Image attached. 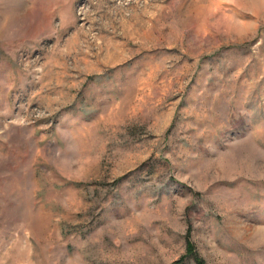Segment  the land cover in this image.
Listing matches in <instances>:
<instances>
[{
  "label": "rangeland",
  "instance_id": "obj_1",
  "mask_svg": "<svg viewBox=\"0 0 264 264\" xmlns=\"http://www.w3.org/2000/svg\"><path fill=\"white\" fill-rule=\"evenodd\" d=\"M264 264V0H0V264Z\"/></svg>",
  "mask_w": 264,
  "mask_h": 264
},
{
  "label": "trees",
  "instance_id": "obj_2",
  "mask_svg": "<svg viewBox=\"0 0 264 264\" xmlns=\"http://www.w3.org/2000/svg\"><path fill=\"white\" fill-rule=\"evenodd\" d=\"M193 252H194L193 244H192L190 241H188V246H187V253H186V255L182 256V257L177 261L176 264L181 263V262L186 258V256H187L188 254H191V253H193ZM197 261H198V264H204V261H203L202 259H200V258H198Z\"/></svg>",
  "mask_w": 264,
  "mask_h": 264
}]
</instances>
